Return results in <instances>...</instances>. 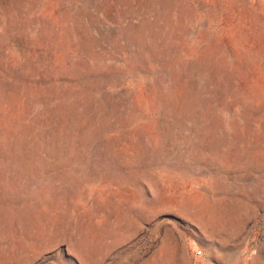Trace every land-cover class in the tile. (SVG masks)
<instances>
[{
    "label": "rangeland",
    "instance_id": "obj_1",
    "mask_svg": "<svg viewBox=\"0 0 264 264\" xmlns=\"http://www.w3.org/2000/svg\"><path fill=\"white\" fill-rule=\"evenodd\" d=\"M0 264H264V0H0Z\"/></svg>",
    "mask_w": 264,
    "mask_h": 264
}]
</instances>
